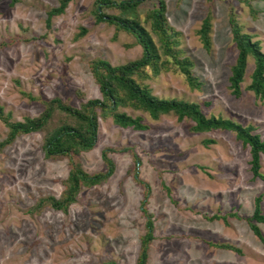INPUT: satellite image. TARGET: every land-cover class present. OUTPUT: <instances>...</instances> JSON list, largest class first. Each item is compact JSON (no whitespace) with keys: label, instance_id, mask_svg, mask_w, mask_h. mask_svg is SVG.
I'll list each match as a JSON object with an SVG mask.
<instances>
[{"label":"rangeland","instance_id":"obj_1","mask_svg":"<svg viewBox=\"0 0 264 264\" xmlns=\"http://www.w3.org/2000/svg\"><path fill=\"white\" fill-rule=\"evenodd\" d=\"M95 1L71 0L48 25V12L60 0H0V108L5 115L17 121L38 116L45 109L43 100L55 97L76 107L101 98L90 60L101 57L120 65L142 56L134 35L97 21ZM155 2L148 0L138 9L148 30L146 15ZM165 2L168 23L181 33L180 48L193 59L194 75L202 85L192 89L177 69L145 83L160 97L200 103L207 116L253 125L264 138V100L248 89L254 57L248 59L241 96L233 93L229 80L238 55L230 14L237 15L264 52V0ZM209 13L212 47L207 50L198 30ZM83 28L87 31L78 37ZM120 110L141 115L149 128H123L112 117L99 118L95 147L73 158L89 173L106 171L102 154L111 148L108 156L115 171L99 185L83 186L67 212L49 207L34 215L27 211L41 197H60L71 168L69 156L46 157L45 131L21 135L3 150L0 264H136L146 232V184L155 225L148 264H264V240L248 222L259 196L264 212V181L254 177L250 148L233 131L193 132V121H179L174 114L154 120L146 112ZM8 132L0 118V141ZM259 228L264 237V223Z\"/></svg>","mask_w":264,"mask_h":264},{"label":"trees","instance_id":"obj_2","mask_svg":"<svg viewBox=\"0 0 264 264\" xmlns=\"http://www.w3.org/2000/svg\"><path fill=\"white\" fill-rule=\"evenodd\" d=\"M16 2L17 0H13ZM148 0H96L94 13L98 22H106L114 25L116 32L126 31L135 36L136 42L143 47L140 58L124 64L113 65L110 61L96 57L90 60V70L95 82L98 84L102 97L89 99L82 102L79 107L73 106L68 101L55 97L43 100L44 111L35 117H25L23 120H12L11 115H5L0 108V118L3 119L9 132L7 137L0 141V155L17 137L33 132L45 131L43 148L48 158L69 156L71 168L64 181V189L60 197H41L35 205L27 211L34 215L40 213L46 207L67 212L69 207L76 202L77 196L83 186L91 187L107 181L114 173L116 164L108 156L111 148L103 151V159L107 165L106 171L97 173L87 172L83 166L74 160V156L84 151H90L95 147L98 132L99 118L112 117L114 123L123 128L147 130L149 125L144 122L141 115L134 116L120 108L142 111L158 120L162 115L174 114L179 121H193V132H210L213 130L233 131L244 147H249L251 152V169L254 177H260L264 181V172L261 171V155L264 154V138L255 133L253 125L245 126L233 119L223 116H207L202 105L177 97H160L155 95L152 87L145 80L158 76L162 72L178 70L188 81L192 89L199 88L202 83L194 75L195 63L180 48L181 33L168 23L166 16L165 0H156L154 7L147 11L146 19L151 23L148 30L141 22L138 9ZM249 0H245L248 2ZM71 0H60L58 7L48 12V25L54 15L65 11ZM117 8L118 13H107L105 9ZM254 12V10H253ZM212 14L209 13L203 20L198 30L200 39L207 50L212 47ZM229 23L232 38L237 47L238 55L232 66L230 76L231 88L236 96L242 95L241 83L244 81L248 59H255V69L251 75V83L248 89L257 97L264 100V52L260 41L254 40V35L244 31L235 13L230 14ZM87 30L82 29L77 35L81 37ZM155 37L157 40H155ZM31 99L36 97L25 93ZM209 104V103H208ZM206 143L214 142L213 139L205 140ZM149 185L146 184L145 196L142 201V210L146 215V232L141 237V245L136 264H148L149 247L154 240V221L152 214L148 212ZM262 196L256 199V208L252 217L248 218L254 232L264 240L259 223H264V212L261 209ZM217 217L221 218L217 215ZM214 246L235 250L236 247L225 243H213ZM104 264H117L105 262Z\"/></svg>","mask_w":264,"mask_h":264}]
</instances>
